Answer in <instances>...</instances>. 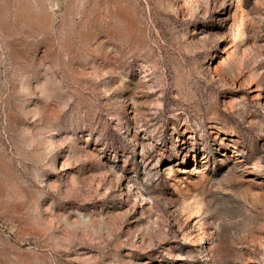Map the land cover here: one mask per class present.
I'll return each instance as SVG.
<instances>
[{
  "label": "rangeland",
  "instance_id": "374dc122",
  "mask_svg": "<svg viewBox=\"0 0 264 264\" xmlns=\"http://www.w3.org/2000/svg\"><path fill=\"white\" fill-rule=\"evenodd\" d=\"M0 264H264V0H0Z\"/></svg>",
  "mask_w": 264,
  "mask_h": 264
}]
</instances>
